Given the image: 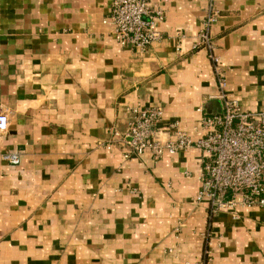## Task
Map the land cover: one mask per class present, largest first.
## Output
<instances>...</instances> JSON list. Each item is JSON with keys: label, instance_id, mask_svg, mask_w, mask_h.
Listing matches in <instances>:
<instances>
[{"label": "crops", "instance_id": "0c3cea01", "mask_svg": "<svg viewBox=\"0 0 264 264\" xmlns=\"http://www.w3.org/2000/svg\"><path fill=\"white\" fill-rule=\"evenodd\" d=\"M163 40L121 47L112 0H0V264H197L208 201L204 154L124 158L137 107H162L194 141L219 110L214 67L198 48L203 0H148ZM211 35L243 111L264 106V0H215ZM222 103V101H221ZM15 155L18 163L6 157ZM211 223L208 264H264V209Z\"/></svg>", "mask_w": 264, "mask_h": 264}, {"label": "built area", "instance_id": "2783aa9c", "mask_svg": "<svg viewBox=\"0 0 264 264\" xmlns=\"http://www.w3.org/2000/svg\"><path fill=\"white\" fill-rule=\"evenodd\" d=\"M204 1L207 16L199 42L210 54L223 113L202 118L204 134L197 141L177 124L172 125L175 138L163 141L158 125L164 109L137 107L134 121L123 139L124 158L150 155L159 161L166 155L198 149L204 154V161L202 189L196 199L208 201L209 213L234 212L238 207L264 209V109L243 111L238 101L228 97V80L210 42L211 27L217 18L215 0ZM164 18V12L153 9L148 0H112L109 22L121 47L145 52L155 42L163 40L158 25ZM7 129L8 116L0 113V131ZM6 158L18 163L15 155ZM205 255V260L211 257L210 250L207 249Z\"/></svg>", "mask_w": 264, "mask_h": 264}, {"label": "rangeland", "instance_id": "374dc122", "mask_svg": "<svg viewBox=\"0 0 264 264\" xmlns=\"http://www.w3.org/2000/svg\"><path fill=\"white\" fill-rule=\"evenodd\" d=\"M204 1V0H203ZM217 21V20H216ZM215 21V22H216ZM214 22V23H215ZM205 24V19H204V22H203V25ZM212 28V27H211ZM210 42H211V44H212V47H213V52H214V54L220 59V61H221V66H222V69L224 68V65H223V62H222V59H221V57L217 54V52L215 51V49H216V47H215V42H214V38H213V36L211 35L210 36ZM198 48H204V46H202V44L199 42L198 43ZM209 56H210V54H209ZM211 61V60H210ZM212 62V61H211ZM213 64V63H212ZM224 71V70H223ZM224 74H226L225 72H224ZM216 79V78H215ZM262 109H264V106H262L260 109H258V110H262ZM244 208H249V207H244ZM225 212H229V213H231V215H232V217H233V219H237L238 218V215L235 213V212H232V211H224V212H221V213H225ZM221 213H219V214H216V215H212L211 213H209L208 212V222L210 223V225L208 226L209 228L206 230V232L204 233V236H205V238H206V248L204 249L205 251L208 249V250H210V254H211V241H210V239H211V237L213 236V229H212V226H211V223L214 221V219L216 218V217H218ZM205 251H204V254L202 255V257H201V259L200 260H198V262H197V264H199L200 262H204V264H208V262L210 261V259H211V257H209V256H207V259L205 260Z\"/></svg>", "mask_w": 264, "mask_h": 264}, {"label": "water", "instance_id": "95a60500", "mask_svg": "<svg viewBox=\"0 0 264 264\" xmlns=\"http://www.w3.org/2000/svg\"><path fill=\"white\" fill-rule=\"evenodd\" d=\"M212 105H217L219 110L213 113H210L209 115H216V114H222L223 113V105L221 103V101H213L212 103H210V106Z\"/></svg>", "mask_w": 264, "mask_h": 264}]
</instances>
